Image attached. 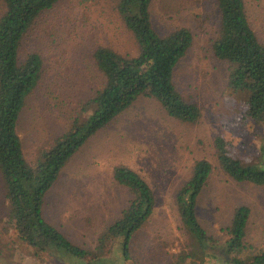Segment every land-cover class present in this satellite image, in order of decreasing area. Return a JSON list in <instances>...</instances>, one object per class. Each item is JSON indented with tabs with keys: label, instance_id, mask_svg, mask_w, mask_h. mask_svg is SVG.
Instances as JSON below:
<instances>
[{
	"label": "rangeland",
	"instance_id": "rangeland-1",
	"mask_svg": "<svg viewBox=\"0 0 264 264\" xmlns=\"http://www.w3.org/2000/svg\"><path fill=\"white\" fill-rule=\"evenodd\" d=\"M117 1L60 0L23 37L20 59L35 53L42 63L40 80L17 124L29 163L74 119L83 121L93 110L88 102L104 84L92 60L94 49L101 46L121 56L136 55L133 38L116 11ZM243 1L250 27L264 46V0ZM3 12L0 0V16ZM149 12L159 34L176 28L192 34V47L175 66L172 82L185 101L198 106L200 119L195 124L179 122L168 117L156 101L141 97L66 162L47 192L42 215L69 242L86 251L84 258L61 250L37 253L23 241L0 179V264H164L184 250L189 254L184 264H231L234 259L247 264L263 251L264 188L233 182L215 156L218 137L231 157L259 168L264 141V126L248 117L247 93H234L227 87L228 65L212 54L211 42L219 24L215 2L152 0ZM202 160L213 167L195 208L205 235L222 246L230 238L225 229L235 208L250 210L244 237L240 247L228 254L230 260L218 258L216 251H199L175 206L178 191L193 176L195 163ZM119 167L138 174L155 201L150 219L128 243V261H123L122 238L100 240L131 199L115 180Z\"/></svg>",
	"mask_w": 264,
	"mask_h": 264
},
{
	"label": "trees",
	"instance_id": "trees-1",
	"mask_svg": "<svg viewBox=\"0 0 264 264\" xmlns=\"http://www.w3.org/2000/svg\"><path fill=\"white\" fill-rule=\"evenodd\" d=\"M0 16V179L4 198L18 236L37 253L61 250L70 257L84 258L87 253L69 242L42 215L44 198L57 181L66 162L98 130L129 109L139 98L156 101L166 115L185 124H195L201 117L197 105L185 101L177 92L172 74L175 66L192 47L193 37L186 28L159 34L150 18L152 0H118L116 11L137 47L135 56L116 54L107 47H97L92 60L104 84L89 100L93 110L83 121L73 120L70 127L56 136L47 150L29 163L22 151L17 124L26 100L31 97L41 76V58L28 54L19 57L23 37L35 22L60 0H1ZM218 10V29L211 42L214 57L228 65L227 87L234 93L245 91L247 114L252 122L264 126V46L259 43L248 22L243 0H214ZM221 138L214 140L216 161L230 180L264 188V141L260 148V167L241 163L231 157ZM213 167L207 161L194 165L193 176L175 197L180 223L186 226L199 251L217 252L226 261L234 248L240 247L247 228L250 210L237 207L230 226V237L222 246L198 226L195 208ZM115 180L131 195L124 208L103 237L122 238L123 261L131 237L150 219L154 195L148 184L126 167L116 168ZM101 250V248H98ZM187 250L175 261L184 264ZM192 255V253H191ZM230 260V259H229ZM231 264H246L230 260ZM247 264H264V249Z\"/></svg>",
	"mask_w": 264,
	"mask_h": 264
},
{
	"label": "crops",
	"instance_id": "crops-1",
	"mask_svg": "<svg viewBox=\"0 0 264 264\" xmlns=\"http://www.w3.org/2000/svg\"><path fill=\"white\" fill-rule=\"evenodd\" d=\"M55 183H56V182H55ZM46 195H47V194H46ZM45 197H46V196H45ZM44 203H45V198H44ZM56 229H57V228H56ZM179 253H180V252H179ZM179 253H178V254H179ZM178 254H177V255H178ZM177 255L173 256V257H174V259H173V257H168V260H170V261H171V262H170V264H172V262H174V261H175V259H176ZM168 260H167V261H168ZM167 261H165V262H167ZM165 262H164V264H166ZM185 263H186V260H185Z\"/></svg>",
	"mask_w": 264,
	"mask_h": 264
}]
</instances>
